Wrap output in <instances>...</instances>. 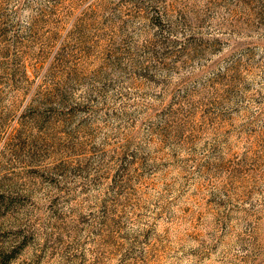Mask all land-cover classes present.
I'll return each mask as SVG.
<instances>
[{
  "label": "rangeland",
  "instance_id": "rangeland-1",
  "mask_svg": "<svg viewBox=\"0 0 264 264\" xmlns=\"http://www.w3.org/2000/svg\"><path fill=\"white\" fill-rule=\"evenodd\" d=\"M264 264V0H0V264Z\"/></svg>",
  "mask_w": 264,
  "mask_h": 264
},
{
  "label": "trees",
  "instance_id": "trees-1",
  "mask_svg": "<svg viewBox=\"0 0 264 264\" xmlns=\"http://www.w3.org/2000/svg\"><path fill=\"white\" fill-rule=\"evenodd\" d=\"M2 264H7L6 261H4Z\"/></svg>",
  "mask_w": 264,
  "mask_h": 264
}]
</instances>
